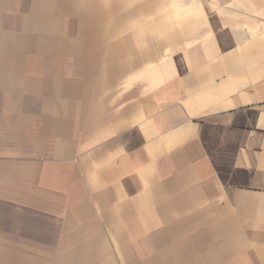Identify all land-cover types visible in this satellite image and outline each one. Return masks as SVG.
I'll use <instances>...</instances> for the list:
<instances>
[{
  "label": "crops",
  "instance_id": "crops-1",
  "mask_svg": "<svg viewBox=\"0 0 264 264\" xmlns=\"http://www.w3.org/2000/svg\"><path fill=\"white\" fill-rule=\"evenodd\" d=\"M63 1L0 0V264H264V0Z\"/></svg>",
  "mask_w": 264,
  "mask_h": 264
},
{
  "label": "rangeland",
  "instance_id": "rangeland-1",
  "mask_svg": "<svg viewBox=\"0 0 264 264\" xmlns=\"http://www.w3.org/2000/svg\"><path fill=\"white\" fill-rule=\"evenodd\" d=\"M37 5V4H36ZM34 6V5H33ZM98 7H101V5H94L92 7V9H90V12L88 13V15H80L82 14L84 11V5L80 4V3H71L70 1H66L64 0L62 3H59L57 5L58 10H60L62 12V15H64L62 24L63 27L65 28H70V29H75L78 27H87L88 29H94V30H98L99 29V33L100 35L97 37L99 39V42H118V36H107V37H103L102 35V29H106V28H117L119 27V18L120 15L117 14V10L115 7L112 6L111 9H108L106 7L102 8L101 11V15H97L96 9ZM103 7V6H102ZM37 8V7H36ZM101 10V9H100ZM109 12V15H106V12ZM75 19V20H74ZM47 26H51L54 27V22L50 20H48L46 22ZM108 30V29H107ZM93 38H95L93 36ZM88 39H90L88 37ZM113 71H115V73L117 72V69H114ZM113 74V72H112ZM114 76V74H113Z\"/></svg>",
  "mask_w": 264,
  "mask_h": 264
}]
</instances>
